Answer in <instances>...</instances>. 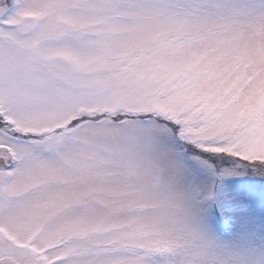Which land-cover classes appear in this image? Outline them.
I'll use <instances>...</instances> for the list:
<instances>
[{
    "label": "snow or ice",
    "instance_id": "1",
    "mask_svg": "<svg viewBox=\"0 0 264 264\" xmlns=\"http://www.w3.org/2000/svg\"><path fill=\"white\" fill-rule=\"evenodd\" d=\"M0 264H264V0H0Z\"/></svg>",
    "mask_w": 264,
    "mask_h": 264
}]
</instances>
